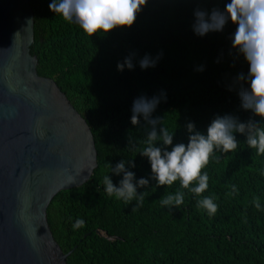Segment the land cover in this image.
<instances>
[{
  "label": "trees",
  "instance_id": "obj_1",
  "mask_svg": "<svg viewBox=\"0 0 264 264\" xmlns=\"http://www.w3.org/2000/svg\"><path fill=\"white\" fill-rule=\"evenodd\" d=\"M27 1L32 12L29 54L36 59V74L51 79L84 119L96 154L89 179L59 191L46 207L53 240L63 254L70 251L65 263L264 264V155L250 149L244 135L236 134L237 150L214 152L203 170L209 188L200 197L181 188L180 181L159 186L150 180L137 189L144 200L136 207V200L109 196L103 183L109 175L119 186L123 174L115 175L108 164L121 160L135 162L129 170L137 180L151 177L148 159L139 154L150 126L142 117L139 125L131 124V107L140 96L166 93L167 101L152 115L175 132L174 144L188 142V122L206 133L217 115L231 114L241 122L259 119L240 106L236 77L247 75L249 65L232 48L236 25L229 21L222 32L204 36L192 28L196 8L223 10L230 0H148L131 28L93 36L50 11L51 0ZM130 52L137 54L134 69L119 71L117 64ZM159 53L155 67H139L145 54L155 58ZM177 191L184 192V204L162 206V198ZM204 196L217 203L215 215L198 206ZM257 198L260 209L254 206ZM77 219L85 221L84 227L73 228Z\"/></svg>",
  "mask_w": 264,
  "mask_h": 264
},
{
  "label": "water",
  "instance_id": "obj_2",
  "mask_svg": "<svg viewBox=\"0 0 264 264\" xmlns=\"http://www.w3.org/2000/svg\"><path fill=\"white\" fill-rule=\"evenodd\" d=\"M27 0H0V264H66L46 224L59 191L96 167L84 119L36 74Z\"/></svg>",
  "mask_w": 264,
  "mask_h": 264
},
{
  "label": "clouds",
  "instance_id": "obj_3",
  "mask_svg": "<svg viewBox=\"0 0 264 264\" xmlns=\"http://www.w3.org/2000/svg\"><path fill=\"white\" fill-rule=\"evenodd\" d=\"M147 3L148 0H51L49 10L78 24L88 36H93L97 33L107 34L117 28H131ZM193 15L192 28L198 36L222 32L229 21L236 25L231 37L232 48L237 55H243L249 65L247 75L241 72L236 77L240 84V106L259 119L250 118L241 122L239 117L231 114L217 115L208 125L206 133L196 130L195 124L188 122V142L174 144L175 132L163 126L162 118L152 115L161 102L167 101L166 93L162 90L159 95L151 98L140 96L134 99L131 124L139 125L142 117L145 124L150 126L146 146L139 154L148 159L151 177L137 180L135 173L129 170L136 167L135 162L121 160L115 166L108 164L112 173L123 174L119 186L113 184L109 175L104 177L103 183L109 196L114 194L125 201L136 200V207L142 206L144 200V194L138 193L137 189L149 186L150 180L159 186H172L174 182L180 181L181 188L200 197L209 188L210 177L203 170L210 163L214 152L229 153L237 150L240 144L237 133L246 137L250 149H255L258 155H264V0H230L225 3L223 10L213 8L209 12L196 8ZM136 55L130 52L123 62L117 64V69L133 70ZM162 55L159 53L154 58L145 54L138 61L139 67H155ZM197 70L202 71L203 67ZM129 145L133 150L136 149L133 137L129 138ZM194 183L196 186L190 187ZM231 187L233 193H238L235 185ZM197 203L209 216L215 215L218 210L217 203L211 197L204 196ZM161 204L169 209L179 208L184 204V192L167 195L162 198ZM254 206L261 208L258 198L254 200ZM84 225L83 219H77L73 228L78 229Z\"/></svg>",
  "mask_w": 264,
  "mask_h": 264
}]
</instances>
